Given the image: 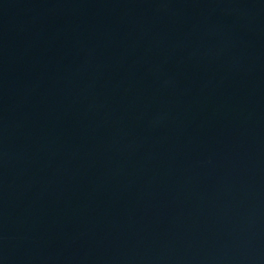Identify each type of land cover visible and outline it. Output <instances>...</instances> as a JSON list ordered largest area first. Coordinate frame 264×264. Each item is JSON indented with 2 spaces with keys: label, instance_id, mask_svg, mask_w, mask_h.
Returning a JSON list of instances; mask_svg holds the SVG:
<instances>
[{
  "label": "water",
  "instance_id": "95a60500",
  "mask_svg": "<svg viewBox=\"0 0 264 264\" xmlns=\"http://www.w3.org/2000/svg\"><path fill=\"white\" fill-rule=\"evenodd\" d=\"M174 37L264 134V0H131Z\"/></svg>",
  "mask_w": 264,
  "mask_h": 264
}]
</instances>
